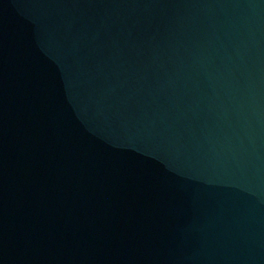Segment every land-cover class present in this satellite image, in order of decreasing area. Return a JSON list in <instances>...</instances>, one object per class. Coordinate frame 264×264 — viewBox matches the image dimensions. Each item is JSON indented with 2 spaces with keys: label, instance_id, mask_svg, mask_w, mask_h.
I'll use <instances>...</instances> for the list:
<instances>
[{
  "label": "water",
  "instance_id": "95a60500",
  "mask_svg": "<svg viewBox=\"0 0 264 264\" xmlns=\"http://www.w3.org/2000/svg\"><path fill=\"white\" fill-rule=\"evenodd\" d=\"M0 264H264V0H0Z\"/></svg>",
  "mask_w": 264,
  "mask_h": 264
}]
</instances>
